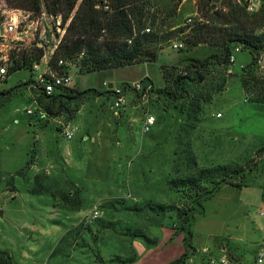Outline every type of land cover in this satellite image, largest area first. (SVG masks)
I'll use <instances>...</instances> for the list:
<instances>
[{
  "label": "rangeland",
  "instance_id": "obj_1",
  "mask_svg": "<svg viewBox=\"0 0 264 264\" xmlns=\"http://www.w3.org/2000/svg\"><path fill=\"white\" fill-rule=\"evenodd\" d=\"M246 1L182 0L178 8L171 9L175 15L168 16L163 25L162 17L154 27L164 39L148 47L143 65L87 75L69 67V88L94 90L79 101H64L69 114L41 115L42 105L34 103L39 91L31 81L46 71L47 59L41 60L36 74L22 69L0 82V91L14 89L11 99L0 105V249L9 252L17 264H114L111 259L115 256L129 255L132 232L154 240L149 236L151 230L163 223L173 227L177 222L174 212L159 217L158 224L157 219L127 211V207L152 201L186 210L193 206L191 200L172 191L168 181L202 167L231 164L245 168L244 175L234 180L245 186L223 185L203 208H195L189 227L196 253L188 261L199 254L210 264L209 252L226 247L230 261L231 253L240 250L245 263L252 264L251 249L264 237V105L249 102L242 87V70L251 63V54H236L225 90L203 105L196 123L181 110L182 101L172 102L159 93L164 88L162 64L185 70L192 59L204 62L217 53L205 43H185L194 29L214 14H227L229 3ZM4 3L32 11L19 6L17 0H0L2 8ZM151 5L152 11L172 6L171 0ZM35 15L45 21L46 53L65 34L62 17L48 14L45 0ZM21 38L23 41L8 39L5 49L10 56L37 48L32 35ZM175 42H183L185 48L174 50ZM1 43L6 44L0 39ZM146 64L151 65L153 91L145 97L131 90L127 105L116 113L108 85L121 86L124 79L137 82ZM260 74L264 76V70ZM144 80L138 81L146 83ZM42 103L49 106L52 101L42 98ZM27 109L34 114L28 115ZM147 114L155 116L156 123L145 133ZM69 126L79 128L70 141L64 136V128ZM191 157L198 165L190 170ZM37 183L44 188L42 194L33 193ZM76 210L83 212L77 214ZM96 210L99 216L94 218ZM204 248H208L206 253Z\"/></svg>",
  "mask_w": 264,
  "mask_h": 264
},
{
  "label": "trees",
  "instance_id": "obj_2",
  "mask_svg": "<svg viewBox=\"0 0 264 264\" xmlns=\"http://www.w3.org/2000/svg\"><path fill=\"white\" fill-rule=\"evenodd\" d=\"M17 1L19 6L35 13L41 11L42 0ZM104 1L45 0L48 14L61 16L65 28V34L49 60L50 67L60 73L69 71V66H59V61L63 60L67 64H73L80 74L87 75L143 64L144 58L149 53L148 47L159 44L164 39L154 27L162 17H164L161 20L163 25L168 16L175 15V12L171 14V9L175 10L182 2V0H171L172 6L166 11L159 9L152 11L151 2L159 0H109L110 10L105 11ZM248 5V1L242 5L231 2L227 14H214L211 20H206V23L194 29L192 38L185 43L191 46L205 43L218 50L204 62L192 59L185 70L178 69L177 65H161L164 88L159 91L160 95H165L172 102L182 101L183 108L180 109L186 112L189 121L193 123L199 121L203 105L211 103L215 95L225 90L227 80L232 74L230 56L237 47H241L242 52L248 51L252 56L251 63L243 68L241 74L242 87L247 100L264 105V76L256 67L257 57L264 52V0L254 12L248 10ZM148 28L151 29L150 32H146ZM43 57L44 50L39 48H33L29 53L25 50L21 51L18 56L12 55L13 64L9 68V74L22 69H31L32 65L41 62ZM122 86L127 88L126 83ZM13 91L14 89L0 91V105L11 99ZM92 91L94 90L79 92L69 87H62L51 96L43 94L38 96V100L47 115L52 117L62 112L70 113L64 101L68 103L79 101ZM42 98L51 99L52 104L44 106ZM174 107L179 106L174 104ZM261 153H264V148ZM189 161L190 170L197 167L198 163L194 157ZM244 173L245 168L238 165L202 167L168 181L172 191L189 197L192 207L184 210L183 207L150 201L142 205L129 206L126 210L136 214H146L151 219H157L158 224L159 217L176 213L177 222L172 226L176 233L184 234L186 252L180 259L170 264H184L196 253V247L191 243L193 232L189 227L195 208H203V203L214 197L223 185L237 188L245 186L241 182L234 181ZM37 185L33 193L42 194L44 188L38 183ZM162 226L165 224H160V227ZM131 236L132 239L144 238L148 244L156 243L155 239L151 240L144 233L134 231ZM129 251H132L131 255H117L111 259V263L136 262L138 255L132 248H129ZM0 264H17V262L9 252L0 249ZM101 264L105 263L101 261Z\"/></svg>",
  "mask_w": 264,
  "mask_h": 264
},
{
  "label": "built area",
  "instance_id": "obj_3",
  "mask_svg": "<svg viewBox=\"0 0 264 264\" xmlns=\"http://www.w3.org/2000/svg\"><path fill=\"white\" fill-rule=\"evenodd\" d=\"M248 10L250 12H254L258 9V4L260 0H249ZM4 8H2V5L0 4V10L1 14L3 16L2 19H0V39L3 40L5 43L0 44V82L6 81L9 77V68L13 64V61L11 59L10 53L8 50H6V46H8V41H15L16 39L18 41H23L21 38L24 34H30L32 35L34 41L36 42V47L39 49H45L46 45L49 42L47 28L45 26L44 18L41 15H35L34 11L19 9V8H11L7 6V3H4ZM104 9L110 10V3L105 1L104 3ZM193 20L191 17L187 19V23H192ZM26 28V29H24ZM33 29V30H32ZM151 29H146V32H150ZM10 39V40H8ZM59 44V43H58ZM58 44L54 45V47L50 48V50L46 51L44 53L43 59H47V63H49L50 58L55 53ZM2 46V47H1ZM3 48V49H2ZM172 48L174 50H182L185 48V45L183 42H175L172 44ZM242 52L241 47H237L234 49L233 53L230 56V63L234 64L236 62V54ZM84 53L81 54L83 56ZM39 64L40 62H35L31 67V72L34 74L38 73L39 70ZM59 66H72L73 64H67L63 60L59 61ZM256 67L259 71L264 70V52L260 54L257 57L256 60ZM72 82V76L68 71L64 73H58L56 70H54L52 67L47 65L46 71L43 73H38L35 80H32L31 83L32 87L37 88L39 91V95L44 96H51L55 91H58L62 87H68ZM127 88L124 86H113L111 90L112 96H113V109L118 113L122 109L125 108V106L128 103V96L127 93L131 90L139 91L144 94L146 97L147 94L152 90V84H146L143 83V81H137L133 84L126 83ZM109 86V85H108ZM37 106L39 105V101L36 99L34 101ZM40 106V105H39ZM41 115L47 114L43 109L40 111ZM28 115H33L34 110L33 109H27ZM156 123V117L150 114L146 115V118L143 122V132L147 133L150 132L152 127ZM79 131V128L77 126L74 127H65L64 128V136L67 140H73L77 133ZM264 215V213H263ZM99 216V211L96 210L93 212V217L97 218ZM262 243L264 244V237L262 238ZM208 249H204L203 252H207ZM222 264H227L226 259H222L220 261ZM210 264H217L216 261L211 260ZM255 264H264V247H261L258 250Z\"/></svg>",
  "mask_w": 264,
  "mask_h": 264
},
{
  "label": "crops",
  "instance_id": "obj_4",
  "mask_svg": "<svg viewBox=\"0 0 264 264\" xmlns=\"http://www.w3.org/2000/svg\"><path fill=\"white\" fill-rule=\"evenodd\" d=\"M150 66L151 65H147V64L144 65V67H146V70H144L141 79H136L135 81L145 79L146 84L149 83L152 84L153 78H152V71ZM128 82H132V80L124 79L123 81V83H128ZM47 123H49V121H47ZM104 198L108 199V196L107 197L105 196ZM89 200H91V198H89ZM81 212L83 211H77V214H80ZM150 233H152V236L151 235L149 236L155 239L156 243L153 242L152 244H148L147 242L141 240L140 238L135 240L129 239L130 248H132L138 255V260L132 264H170L180 259L185 254L186 252L184 245L185 236L182 233L180 234L176 233V230L173 227L165 225L163 227L156 228L154 232H152L151 230ZM261 247H264V244L262 243V241H259L255 245V248L251 249V251H253V254L255 256V258L252 261V264H255L258 250ZM218 248H217V253L215 252L214 254H210L209 252L210 261L216 260L219 262V264H222L220 261L222 259H226L227 264L249 263V260L245 263V259L243 257L242 252H240V250H236L235 254L231 253V255H233L232 257L233 260L230 261V258H228V254H227L228 249L226 247H220L219 249ZM204 249H208V248H204ZM211 249L213 253L214 250L213 244L211 246ZM128 254L131 255L132 251H129ZM212 255L215 256L212 257ZM184 264H205V263L203 261L202 256L197 254L193 259H190Z\"/></svg>",
  "mask_w": 264,
  "mask_h": 264
},
{
  "label": "water",
  "instance_id": "obj_5",
  "mask_svg": "<svg viewBox=\"0 0 264 264\" xmlns=\"http://www.w3.org/2000/svg\"><path fill=\"white\" fill-rule=\"evenodd\" d=\"M113 86V84H109L108 89H112Z\"/></svg>",
  "mask_w": 264,
  "mask_h": 264
}]
</instances>
